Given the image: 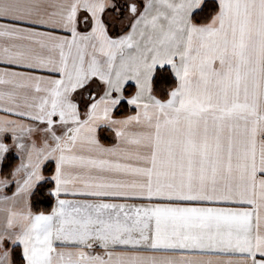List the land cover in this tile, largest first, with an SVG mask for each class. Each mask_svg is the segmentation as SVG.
<instances>
[{
	"label": "snow or ice",
	"instance_id": "1",
	"mask_svg": "<svg viewBox=\"0 0 264 264\" xmlns=\"http://www.w3.org/2000/svg\"><path fill=\"white\" fill-rule=\"evenodd\" d=\"M205 2L145 0L142 10L130 2L129 30L113 38L102 14L110 10L122 17L115 0H66L53 11L45 0H0V20L10 21L0 23V37L10 41L0 46V59L62 77L42 89L40 78L0 72V85L11 86L0 100L15 103L16 89L29 86L47 93L35 105L38 114H18L45 123L44 132L55 142L33 146L17 195L44 179L39 153L47 150L49 156L58 153L54 195L96 198L59 199L50 215L9 211L0 229V264H10L12 245L23 246L26 264H204L146 252L240 254L245 264H264V0H218L211 22L202 25L195 16ZM81 12L90 24L87 33L77 31ZM36 25L63 28L72 39L41 33ZM45 49H58L59 61L45 56ZM157 65H170L177 85L166 101L149 95L141 105ZM96 79L105 86L99 99L92 93ZM129 79L138 92L128 103L141 111L112 119ZM78 90L89 97L84 119L72 96ZM57 116L62 135L54 127ZM13 123L0 122V136L14 132ZM133 123L138 131L128 130ZM100 124L116 128L121 144L103 147L96 137ZM7 151L0 142V156ZM56 242L77 251H58ZM94 245L107 258L84 251ZM118 248L134 254H118Z\"/></svg>",
	"mask_w": 264,
	"mask_h": 264
},
{
	"label": "crops",
	"instance_id": "2",
	"mask_svg": "<svg viewBox=\"0 0 264 264\" xmlns=\"http://www.w3.org/2000/svg\"><path fill=\"white\" fill-rule=\"evenodd\" d=\"M118 1H120V0H115V2H118ZM62 2H66V0H45L44 6L48 7L49 11H53V10H55L54 6L56 4L62 3ZM122 2L127 3V4L130 2H135L138 5V7L141 8V10H142V5L145 2V0H122ZM122 14H123L122 17H119V18L116 14L112 13L110 10H106L105 13L102 14V19H104L107 22L109 34L113 38H117L118 36L125 34L129 30V13H128V10L125 9L122 12ZM85 15H87V14H85L83 12L78 14V20H77V26L76 27H77V31L81 32V33H87L91 30L90 24L88 22H85L83 19V17ZM125 21H128V23L125 26H122V24L125 23ZM9 22L10 21H8V20H0V23H3V24H7ZM34 27L37 31H39L41 33L50 34L53 37H57L60 39H67V40L72 39L71 32L67 31L63 28H53L49 25H36ZM9 43H10V41L7 38L0 37V46H8ZM67 51H68V49H67V47H65V52L67 53ZM42 52L45 56L52 55L55 57V59L57 61H59V50L58 49L51 52V53H49L47 51V49L42 50ZM72 55H75V50H73ZM86 59H87V57H86ZM177 60H178V58H177ZM69 64H71V56L69 57ZM164 66L169 67L171 70L170 65H164ZM158 67H160V65L156 66V68H158ZM156 68L153 70L152 78H153V75H154ZM0 72L24 73L26 75H30L33 77L40 78V80H41L40 87L42 89L50 87V85L47 84L46 81L57 80V79L62 78L60 73L50 71L47 68H27V67H24L22 65L9 64L6 61H4L3 59H0ZM173 75H174V73H173ZM152 78L150 80L151 91H150V93L149 92L144 93V98L140 101L141 105L143 103L147 102V98L149 95L157 98L152 93ZM29 83L34 84L35 82L33 81V82H29ZM128 84H132L135 87V91L133 92L132 95L126 97L124 95V89ZM104 87L105 86L98 79H96V81L92 87V93L94 94L96 99H99V97L104 94ZM10 88H11V86H9V85H0V92L10 90ZM124 89H123V98L120 100V102L126 101L127 104L129 105V107L134 109V112L127 114V115H123V116H114L113 112H114L115 108L119 105L118 104L111 111L112 119L126 120L129 117L137 115L138 112L141 111V108H138L137 105L128 103V101L133 99L137 95V92H138V88H137L135 79H129L125 83ZM16 92L18 93V95H17L15 103H9L7 98L0 100V122L13 121L14 123L9 125V128L15 130L14 132L8 131V132L4 133L2 136H0V142H3L6 146H8L9 145L8 142L10 141L9 139L11 138L12 142H15L14 149L18 150V151H20L22 149V148L18 147L19 144H23L24 146H26V144H25L26 138H28L27 141H30L29 142L30 147L28 149L30 152L32 151L33 146H35L36 149H44L45 141H47L49 147H54L55 142L51 139L50 134H46L44 132V128L46 127L45 123H42L39 120H33V119H31L30 116H27V115L21 116L18 114L20 111L31 112L33 115L38 114L39 110H38V108L35 107V105L39 104L41 97L46 96L47 93L43 92V91L37 93V92H35L34 87H32V86H29L27 88H18V89H16ZM72 96H73L74 102L78 104V111L80 112L81 118L82 119L86 118L85 113L87 112L88 105H89L88 94L86 92L81 94V92L78 90L76 93H73ZM25 97H27V101H25ZM157 99H159V98H157ZM166 100H162V101H166ZM26 103L33 105V107H31V108L26 107ZM102 108H103V106L101 105V108L99 110L100 115L103 114ZM54 119L57 121V124L54 126L56 133H57V135H62L63 128L58 123L59 117L58 116L54 117ZM121 127H123V126H121ZM29 128L32 129L31 132L28 131ZM127 128L129 131H138L139 130V126H137L135 123L128 125ZM102 129L108 131V133L106 134V137H107L106 139H100L99 132ZM115 132H116V128L109 127L108 125H105V124H100L99 126H97L96 137L99 140V143L103 147L113 148V147H116V146L121 144L120 139L115 135ZM34 133L37 136H41V142H39V143L36 141L31 142L29 136L31 137V135ZM6 135H8L7 142H6V138H5ZM14 135L16 137L15 141L13 139ZM21 140H23V141L20 142ZM78 149H79V145H78ZM3 155H4V153H3ZM57 155H58V153L53 154L52 156H49L47 150L39 153V159L41 161L40 168L42 167V172H43V167L47 163L52 162L54 164L53 171L49 176V178L52 180V183H53V187L50 191L54 197L51 211L48 213H33L29 208L28 210L21 211V212H25V213L31 212L33 215H39V214L50 215V214H52L53 209L57 207L59 199L72 201V202H85V201L95 202L96 198H94V197L83 196V195H73L71 192H69V193L61 192L59 197H57L56 195L53 194L55 192L56 185H55V181L52 179V177H54L56 174L55 156H57ZM45 157H47V159H45ZM32 158L33 159L31 161V163L34 164L37 160V153L36 152H32ZM20 162H21V160H20ZM28 165H30V161H28ZM28 170H30V167L29 168H25V167L20 168V170H19L20 172H18L19 174L17 177V180H19V184H21V185L23 184V181L26 178V172ZM42 176L44 177V179L46 178L44 173ZM12 178H14V175H12ZM43 180H41V181H43ZM41 181L36 182V183L38 184ZM17 188H18V186H16V187L14 186L12 193L8 195L11 199H12V196H14L15 193L17 192ZM106 202L126 203L128 205H136V206H142V205L146 206L149 204V201H147L146 199H139V198H128V199L106 198ZM229 206L241 207V206H237V205H229ZM242 207H249V206L245 205ZM19 246L21 247L22 254H23V246L22 245H19ZM56 246H57L58 251L59 250L73 251V252L77 251V249L75 247H68V248L62 247L60 245V242H56ZM10 247L8 248L9 254H10ZM84 251H87L92 255H100V256L107 258L105 256V250L100 248L99 246H96V245H94V247L92 249H84ZM116 252L118 254L124 253V252H127V254H130V255L134 254V253H132L126 249H123V248L116 249ZM143 254L144 255H156L158 257L166 256L169 259H172V260H175L178 262L182 261V260H193V261H203L204 264H208L209 261H211V264H245L244 258L240 254L232 255V254H226V253H220V252H207V253H195V254H193V253H183L182 254L179 252H177V253L146 252ZM9 260L11 262V259H9ZM25 264H26V262H25ZM247 264H251V261L248 260Z\"/></svg>",
	"mask_w": 264,
	"mask_h": 264
},
{
	"label": "trees",
	"instance_id": "3",
	"mask_svg": "<svg viewBox=\"0 0 264 264\" xmlns=\"http://www.w3.org/2000/svg\"><path fill=\"white\" fill-rule=\"evenodd\" d=\"M218 1L206 0L205 5L198 14L195 16V21L198 24H208L211 18L216 14ZM177 85V80L172 71L167 66H160L156 68L152 78V93L160 100H166L168 93L172 91ZM135 87L132 84H128L124 89V95L126 97L133 94ZM134 109L129 107L126 101H122L115 108L114 116H123L133 113ZM107 130H100V139H106ZM18 162V157L13 150H9L5 156L2 164L0 165V176L6 179H12V171ZM54 168L52 162L47 163L43 167V173L46 178L38 183L30 196V210L33 213H48L52 209L53 195L51 189L53 187L52 180L49 178ZM13 185L9 184L7 191L9 194L13 191ZM11 264H25L23 258L22 249L19 245H13L10 248Z\"/></svg>",
	"mask_w": 264,
	"mask_h": 264
},
{
	"label": "rangeland",
	"instance_id": "4",
	"mask_svg": "<svg viewBox=\"0 0 264 264\" xmlns=\"http://www.w3.org/2000/svg\"><path fill=\"white\" fill-rule=\"evenodd\" d=\"M116 3L119 4L121 12H123L125 9H127L126 8L127 3L122 2V0H120ZM127 23H128V21H125V23H123L122 26H125ZM5 138H6V142H7L8 135H6ZM29 138H30L31 142H33V141H36L38 143L41 142V136H37L35 133L32 134L31 137L29 136ZM27 139L28 138L25 139L26 140V142H25L26 146L24 148H22L20 151H18V150L14 149L15 142H12V140L10 138L9 139L10 141L8 142L9 145L7 146L8 151L5 152L4 155L0 156V165L2 164L4 158L7 155V153L9 152V150H13L15 152L16 156L18 157V162L12 171V175H14V178L6 179V178L0 176V181H6V183L4 185H0V229H2L4 227V225L6 224V220H7V216H8L9 211L21 212V211L28 210L30 208V196H31L33 190L35 189V187L37 185V183H35L31 189L19 193V195H17V192H16L15 195L12 196V199L8 196L9 195V193L7 191L8 185L12 184L13 187L18 186L17 184H18L19 180H17V177L19 174L18 172H20V171H17V169L22 168V165H24V166L28 165L29 153H30V151L28 149L30 147V145H29L30 141H27ZM23 140H21L20 142H22ZM20 160H21V162H20ZM40 172H41V175H43L42 167L40 168ZM5 198H7V199H5ZM8 258L10 259V254H9ZM10 264H11V262H10Z\"/></svg>",
	"mask_w": 264,
	"mask_h": 264
}]
</instances>
